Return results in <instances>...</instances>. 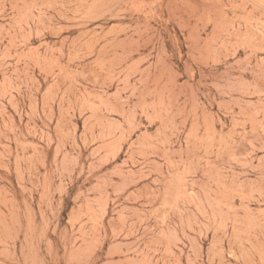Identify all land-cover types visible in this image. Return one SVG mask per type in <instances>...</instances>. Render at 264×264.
<instances>
[{"label":"rangeland","instance_id":"374dc122","mask_svg":"<svg viewBox=\"0 0 264 264\" xmlns=\"http://www.w3.org/2000/svg\"><path fill=\"white\" fill-rule=\"evenodd\" d=\"M264 256V0H0V264Z\"/></svg>","mask_w":264,"mask_h":264},{"label":"snow or ice","instance_id":"6c2138e0","mask_svg":"<svg viewBox=\"0 0 264 264\" xmlns=\"http://www.w3.org/2000/svg\"><path fill=\"white\" fill-rule=\"evenodd\" d=\"M234 256V259L229 262V264H237V261L239 260L238 256H235V254H232ZM242 264V262H241ZM255 264H264V256L258 261L255 262Z\"/></svg>","mask_w":264,"mask_h":264}]
</instances>
